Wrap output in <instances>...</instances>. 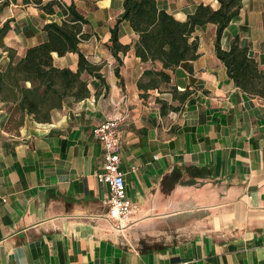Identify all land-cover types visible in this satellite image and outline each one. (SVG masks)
<instances>
[{
    "label": "crops",
    "instance_id": "crops-1",
    "mask_svg": "<svg viewBox=\"0 0 264 264\" xmlns=\"http://www.w3.org/2000/svg\"><path fill=\"white\" fill-rule=\"evenodd\" d=\"M0 0V71L48 38L45 26L66 14L51 0ZM87 20L79 51L89 95L69 98L39 122L12 115L0 97V264H264V96L249 95L217 56V25L198 26V56L164 69L171 78L146 90L134 45L139 34L121 19L124 0H59ZM184 21L204 3L156 0ZM221 45L238 38L264 69V0H243ZM125 49H114L113 33ZM80 52L53 53L60 68H79ZM179 92L173 94L171 87ZM189 89L181 101L176 95ZM178 107V108H174ZM121 169L135 212L118 232L108 217L103 145L93 133L115 111Z\"/></svg>",
    "mask_w": 264,
    "mask_h": 264
},
{
    "label": "trees",
    "instance_id": "trees-1",
    "mask_svg": "<svg viewBox=\"0 0 264 264\" xmlns=\"http://www.w3.org/2000/svg\"><path fill=\"white\" fill-rule=\"evenodd\" d=\"M218 1V8L198 4L195 11L181 21L159 8L156 0H124L121 19L128 20L139 34L134 45L136 54L142 61H160L163 64L161 70H145L138 83L141 89L147 91L159 82L169 83L172 77L164 69H174L182 61L196 58L199 43L197 38L191 40V37L198 26L211 22L217 25L216 53L225 63L229 76L249 95L264 96V69L249 55L248 47L238 38L233 40L229 49L221 45L223 32L239 14L243 0ZM55 6L62 8L65 19L61 23H47L44 27L47 40L29 47L23 58L0 71V97L12 102V115L20 117L16 123L22 122L25 114L32 115L39 122L48 121L52 118V110L61 107L69 98L82 99L90 93L81 72L91 66L79 51V43L86 37L82 26L87 20L74 4L64 6L59 0H51L42 8L53 13ZM113 43L114 49L128 47L118 42L115 31ZM70 51L80 52L77 71L54 64V52L64 55ZM171 91L173 94L179 92L174 86ZM190 94V90L185 89L176 96L184 101Z\"/></svg>",
    "mask_w": 264,
    "mask_h": 264
},
{
    "label": "built area",
    "instance_id": "built-area-1",
    "mask_svg": "<svg viewBox=\"0 0 264 264\" xmlns=\"http://www.w3.org/2000/svg\"><path fill=\"white\" fill-rule=\"evenodd\" d=\"M128 116L126 111H115L96 125L94 136L103 145V169L97 172V179L107 183L109 192L106 197L108 217L115 229L124 234L130 228L135 208L128 196L125 173L121 169L120 137L118 127ZM175 264H186L179 262Z\"/></svg>",
    "mask_w": 264,
    "mask_h": 264
}]
</instances>
